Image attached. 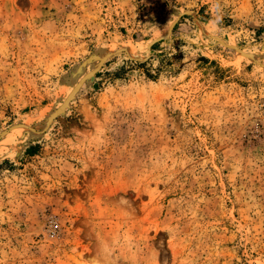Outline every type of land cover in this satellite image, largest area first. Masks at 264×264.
Segmentation results:
<instances>
[{
    "label": "rangeland",
    "instance_id": "374dc122",
    "mask_svg": "<svg viewBox=\"0 0 264 264\" xmlns=\"http://www.w3.org/2000/svg\"><path fill=\"white\" fill-rule=\"evenodd\" d=\"M0 264H264V0H0Z\"/></svg>",
    "mask_w": 264,
    "mask_h": 264
},
{
    "label": "water",
    "instance_id": "95a60500",
    "mask_svg": "<svg viewBox=\"0 0 264 264\" xmlns=\"http://www.w3.org/2000/svg\"><path fill=\"white\" fill-rule=\"evenodd\" d=\"M84 80V77L80 78L78 80V82L75 84V86L72 88V90L70 91L69 95L67 96L65 103L73 96L74 92L77 90V88L79 87V85L81 84V82ZM70 96V97H69Z\"/></svg>",
    "mask_w": 264,
    "mask_h": 264
},
{
    "label": "trees",
    "instance_id": "16d2710c",
    "mask_svg": "<svg viewBox=\"0 0 264 264\" xmlns=\"http://www.w3.org/2000/svg\"><path fill=\"white\" fill-rule=\"evenodd\" d=\"M32 147H33V146H28V147L25 149L26 153L31 154V153H32Z\"/></svg>",
    "mask_w": 264,
    "mask_h": 264
},
{
    "label": "bare ground",
    "instance_id": "6f19581e",
    "mask_svg": "<svg viewBox=\"0 0 264 264\" xmlns=\"http://www.w3.org/2000/svg\"><path fill=\"white\" fill-rule=\"evenodd\" d=\"M69 95V94H68ZM70 97V96H69Z\"/></svg>",
    "mask_w": 264,
    "mask_h": 264
}]
</instances>
